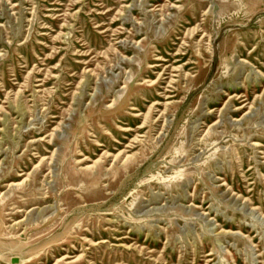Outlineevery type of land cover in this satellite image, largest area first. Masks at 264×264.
<instances>
[{
	"label": "rangeland",
	"instance_id": "1",
	"mask_svg": "<svg viewBox=\"0 0 264 264\" xmlns=\"http://www.w3.org/2000/svg\"><path fill=\"white\" fill-rule=\"evenodd\" d=\"M0 264H264V0H0Z\"/></svg>",
	"mask_w": 264,
	"mask_h": 264
},
{
	"label": "bare ground",
	"instance_id": "2",
	"mask_svg": "<svg viewBox=\"0 0 264 264\" xmlns=\"http://www.w3.org/2000/svg\"><path fill=\"white\" fill-rule=\"evenodd\" d=\"M119 155H123V151H120L115 157L117 158ZM127 155V154H126ZM87 167H91L92 168V166H87ZM86 168V167H85Z\"/></svg>",
	"mask_w": 264,
	"mask_h": 264
}]
</instances>
